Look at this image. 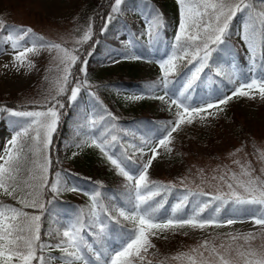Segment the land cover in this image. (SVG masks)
<instances>
[{
  "label": "snow or ice",
  "instance_id": "6c2138e0",
  "mask_svg": "<svg viewBox=\"0 0 264 264\" xmlns=\"http://www.w3.org/2000/svg\"><path fill=\"white\" fill-rule=\"evenodd\" d=\"M122 2L123 0H114L111 13L105 18L102 33L108 30V25L116 18L115 14L121 11ZM175 2L178 6L179 21L174 42L171 44V53L167 58L151 61L158 64L160 76L148 85L146 91L131 94L128 97L131 100H141L150 96L152 99L162 101L169 108L175 106V119L163 127L150 129L143 140L142 147L132 145L140 153L139 157L135 152L129 155L123 144H120V150H115L118 138L116 135H111L109 138L107 130L101 131L98 135L94 134L96 119L90 121L92 127L78 133L85 139L71 145L77 149L84 147L98 149L124 178L127 183L124 185L122 195L124 206L122 207L105 206L99 200L101 191L98 189L85 191L76 184L66 186L61 182V172H54L55 179L51 183L48 179L49 168L53 166L49 153L53 146L54 134L60 126L61 110L65 108V103L60 97L66 96L68 104L74 105L81 89L89 86L87 80L80 77V74L87 76L88 59L82 58L83 53L79 49L70 51L62 49L60 44L44 42L42 37L35 36L31 28H8L0 23V28L8 33L7 40L11 41V48L18 53L13 58L12 67L17 70L25 65L29 68L33 67L27 57L29 53L38 54L41 48L55 49L57 55L54 59L58 60L59 65L62 66V75L57 81L55 95L41 105L42 110L28 111L0 107V113H5L10 118H17L12 120L14 134L9 141V146L0 155V189L7 196L16 199L20 205L19 208L0 206V264H33L34 261L38 264H46V258L43 255L45 249H59L64 257L63 264H136L137 260H144L142 253H147L149 248L153 247L150 237L159 232L182 229L185 226L205 229L236 223L238 218L236 216L221 220L217 215L208 217L201 215L215 201H219L221 206L231 203L233 211L237 213L242 210L241 206H248L246 211L251 214L250 219L255 225L264 228V179L253 176L254 170L250 165H241L239 176L231 173L228 180L232 182L226 181L224 176H221L219 179L226 184L228 192L212 195L211 200L201 203L198 208L194 206L195 210L192 214L179 215L190 196H205L208 195L207 193L189 190L173 206L171 215H161V209L164 208L165 203L163 194L171 192L174 185L157 184L149 180V168L159 154L158 149L165 148L171 152L172 148L169 145L172 143V134L177 132L181 125L191 124L196 117L203 121L206 117L213 116L209 109L216 108L217 112L223 111L224 109L219 106L227 105L234 97L252 98L255 90L259 92L260 98L264 99V71L257 75L253 68L250 69L252 73L250 76H244L237 74L235 66L225 73L222 67L210 64L213 53L227 50L229 38L232 36L233 21L238 14H241L243 20L238 33L239 38L251 54L253 66L257 64V51L260 50L259 60L262 61L260 67L264 69V9L257 11L256 8L257 4L264 5V0H175ZM163 27L161 13L158 9H153L145 24L146 32L139 35H146L151 47L159 42ZM13 33L17 34L16 37ZM92 35L93 30L89 26L77 43H86ZM25 37H29L31 46L21 49L19 41ZM125 43L126 50L123 54L112 52L107 54L109 63H119L121 60H149V57L133 50L136 47L133 41ZM221 45H225V48L222 49ZM93 51L94 46L92 50L87 51V55L91 56ZM184 60H187L189 65L194 64V70L186 77L182 90L177 91L173 88L174 80L170 77L178 71L177 61ZM78 63L80 66L77 72H73V66ZM4 67L7 68L9 65L5 64ZM213 68H215L216 76L227 75L228 83L233 85V90L230 95L224 94L223 89L219 94L214 90L212 96L207 99L201 98L197 104L193 101L191 90L198 86L197 81L203 82L201 74L205 73V69ZM161 92L162 95L159 94ZM89 95L94 96V93L90 92ZM97 102H99L98 98ZM105 119L115 121L116 117L103 108V112L99 114V120ZM79 127L84 129L85 125H79ZM29 153H31V159H29ZM77 154L73 152V156ZM234 163L240 164L239 161ZM26 164H31V167L26 169L27 177L24 178L22 173L25 171ZM261 173H264V168L261 169ZM45 188H49L53 194L61 191H80L91 201V211L87 216L81 212L57 232L56 236H59L57 243L42 242L41 216L24 211L26 208L44 210L45 204L41 202V197ZM157 197L160 199L157 200ZM215 212L218 214L220 207H217ZM120 218L131 222L133 227L126 231H111L110 224L114 222L120 225ZM84 233L93 238V243L85 238ZM56 236L53 238L56 239ZM239 238L232 237L233 240ZM243 239L248 242L254 237L250 233ZM108 241H115L116 246L113 247ZM94 244L99 246V250L94 247ZM201 247L206 248L207 241ZM221 248L224 246L221 245ZM261 248L260 251L252 248L245 251L237 249L236 257L242 260L243 264H264V245ZM230 251L231 249L228 248L221 253L213 248L210 254L218 259L219 264H238L237 260L228 258ZM192 252L198 253V249L194 248ZM199 255V264H211V261L205 259L202 253ZM173 259H187L189 264H198L197 258L189 254L175 256Z\"/></svg>",
  "mask_w": 264,
  "mask_h": 264
},
{
  "label": "trees",
  "instance_id": "16d2710c",
  "mask_svg": "<svg viewBox=\"0 0 264 264\" xmlns=\"http://www.w3.org/2000/svg\"><path fill=\"white\" fill-rule=\"evenodd\" d=\"M113 4L114 0H81L76 18L77 26L74 27L76 31H80L81 35L77 33H74V35L78 40H81L89 26L92 27L93 35L86 43L73 45L72 50L79 49L83 53L82 58H86L89 61L87 76L85 77L83 74H80L81 79H86L89 86L81 89L78 100L74 105L70 106L68 104L66 96L60 97L65 103V108L61 110L60 126L56 134H54L53 146L49 153L53 166L49 168L48 179L51 183V181L55 179L54 172H61V182L66 184V186L76 184L85 191L98 189L101 191V197L99 198L101 203L107 207H111L112 205L122 207L124 206V201L122 199L124 185L127 183L124 178L111 167L108 160L100 162L101 160L98 153L91 147L77 149L71 145L85 139L83 135H79L78 133L92 127L90 121L96 119L97 124L93 129L94 134L98 135L101 131L107 130L109 138L111 135H116L118 138L117 148L115 150H120V144H123L129 155L135 152L136 156L139 157L140 153L137 152L136 148L132 147V145L142 147L143 140L148 135L150 129L154 130L163 127L175 119L173 115L166 112H161L157 115L151 114V110L154 107L153 105L160 101L158 99H152L150 96H146L141 100H131L128 97L131 94L146 91L148 85L156 81L160 76V72L157 69L159 68L158 64L151 61L167 58L171 53V44L174 42V37L178 30L179 15L175 0H123L121 11L115 14L116 18L108 25V30L102 33L101 29L105 23V18L111 13ZM256 8L257 11H260L264 9V5L257 4ZM153 9H158L161 13L164 27L160 32L159 42L150 47L148 37L146 35H139L140 33L146 32V30L141 29L136 23L128 20L127 17L124 16V13L132 16L133 19H141L146 22ZM242 20L243 16L238 14L231 27L232 36L229 38L227 50L213 53L210 64L222 67L225 73H227L232 66H235L237 74L244 76H249L248 73L250 69L254 68L256 74L259 75L264 71V69L260 67L262 63V61L259 60L260 50L258 49L257 51V64L253 66L251 65V54L247 47L240 38L238 41L235 39L241 30ZM18 22L22 24V26L18 25ZM0 23H2L1 20ZM24 23L25 22L13 20L11 23L5 21L2 24L8 28H31L35 36L42 37L44 42L52 43L50 40L48 41L46 39L44 34L36 30L32 24ZM121 33L126 35L125 42H134L136 45L133 49L134 51L149 57V60H121L118 68L110 70L107 54L109 52L123 54L126 50V43L120 42L117 38ZM4 35V29L0 28V53L3 51V46L7 42V37ZM16 35L17 34L14 36L16 37ZM137 35H139L138 39H136ZM27 42L31 44L29 37H25L23 40L19 41V43L23 44ZM93 46V54L88 56L87 51L92 50ZM220 47L224 49L225 45H221ZM42 49L47 50L46 48ZM245 51L248 52V58H246L244 54ZM48 61L49 58L44 55H39V58L35 61V65L39 69L37 74L38 87L35 89L39 92L41 90H48L50 93H54L53 87L56 86L55 82L58 80V77L55 76L56 70L48 66ZM146 65H151L155 68V76L142 78L143 68ZM177 65L178 71L170 78L174 80L173 88L179 91L182 90L183 84L186 82V77L194 70V64L189 65L187 64V60H184L177 61ZM79 66V63L73 66L72 71L77 72ZM205 73L207 75H205ZM205 73L201 74L203 82L197 81L198 86H195L194 90H191L193 101L197 104H199L201 98L207 99L212 96L214 90L217 94H219L222 89L224 90V94H228L233 90V85L228 83L227 75L223 77L216 76L215 68L211 70L205 69ZM90 92L94 93V96L89 95ZM159 94L162 95L163 93L161 92ZM97 98L99 102H97ZM42 100L43 101L37 105H25L18 101L7 100L0 96V107H8L14 110L39 111L42 110L41 105L50 99L43 98ZM101 105H103V107H101ZM103 108L110 111L116 117V120H99V114L103 112ZM13 119L17 118H10L5 113H0V130L5 129L8 133L13 135ZM79 125H85V128L81 129ZM236 126L238 127L237 135L239 138H235L238 140H231L230 143H235V145L241 143L240 145H245L244 147H249V145L251 147L249 141V137L251 136L250 134L249 136L246 134L244 125L241 126L237 124ZM210 143L212 144L213 141L211 140ZM65 148L74 150L78 154L75 156H67L63 152ZM176 150L186 152L185 149L179 147H177ZM216 153V150H203L202 155L195 154V157L205 162L207 158H212V154ZM222 153L224 154V152ZM28 155L29 159H31V153ZM172 159L175 161L173 164H177V167L182 166L184 160L181 157H176L174 155ZM28 167H31V164L25 165V171L22 173L24 178L27 177L26 169ZM155 179L156 180H154V178L152 180L150 179V181L157 184L174 185L171 192L163 194L165 203L164 208L161 209V215H171L173 206L177 204L189 190L195 192L203 191L190 186L183 187L178 181H168L169 179L165 178L163 180L159 177H155ZM72 192L81 195L84 200H77L75 197L70 196L69 194ZM203 192L207 193L208 191ZM207 194L210 197L207 198L206 196L208 195L190 196L187 204L183 207L179 215H190L195 210L194 206L198 208L201 203L211 200L213 194L209 192ZM156 199L159 200L160 197ZM49 201H51V203H49ZM41 202L45 204L43 211L34 208H26L24 211L29 214L41 216V240L45 244L57 243L59 239V236H56L57 232L61 231L76 215L83 212L87 216L91 211V201L89 197L80 191H61L58 194H53L49 188H45L41 197ZM2 205L20 207L16 199L9 196L0 197V206ZM217 207H220V212L218 214L215 212ZM241 208L242 210L237 213L233 211V205L231 203L221 206L219 201H215L211 203L201 215L203 217L217 215L221 220H226L233 216L238 217L237 220L240 221L242 219H250L251 214L246 211L247 207L241 206ZM120 220V225L114 222L110 224L111 231H126L133 227L131 223L124 221L123 218H120ZM84 235L90 243H93V238L91 236L87 233H84ZM54 236H56V239L53 238ZM210 239L211 238L204 239L207 241V247L210 245L216 247L217 245H215L213 241H210ZM187 242L186 240H182L181 243L185 244ZM108 243H111L113 247L116 246L115 241H108ZM201 243L204 244V242ZM94 247L99 250L98 245L94 244ZM175 251L177 250H174V252ZM43 255L46 258V264L49 263L47 262L48 256H57L54 249H52V251L45 249ZM58 258L63 262L64 257L58 256ZM155 258L160 260L157 261L160 264H167L170 259L164 252H161V254ZM157 262L154 264H159ZM33 264H38V262L34 261Z\"/></svg>",
  "mask_w": 264,
  "mask_h": 264
},
{
  "label": "rangeland",
  "instance_id": "374dc122",
  "mask_svg": "<svg viewBox=\"0 0 264 264\" xmlns=\"http://www.w3.org/2000/svg\"><path fill=\"white\" fill-rule=\"evenodd\" d=\"M80 5L81 0H0V20L2 23L5 21L11 23V21L17 20L25 22L24 24H32L36 30L44 34L48 41L60 44L62 49L71 51L73 45H78L77 41H79L74 33L81 35L80 31L74 29L77 26L76 18ZM124 16L136 23L140 28H145V23L142 20L133 19L132 16L125 13ZM18 25L22 26L19 22ZM7 35V32H5L4 36L7 37ZM14 35L15 33H13ZM117 38L120 42L124 43L126 35L121 33ZM235 39L238 41L239 36L237 35ZM19 44L21 49L25 46H31L28 42L26 44ZM3 47L4 49L0 53V96L25 105H37L43 101V98L50 99L52 95H55L58 80L55 82L56 86L53 87L54 93H50L48 90H41L42 92H39L35 89L38 87L37 74L39 72L35 61L39 58V55L49 58L48 66L56 70L55 76L58 79L62 75V66L59 65L58 60L54 59L57 55L55 49L44 50L41 48L38 50V54L29 53L27 59L31 61L33 67L29 68L25 65L17 70L11 66L14 56L18 54L11 48V41L7 40ZM244 54L248 58V52L245 51ZM5 64H8L9 67L5 68ZM108 65L110 70H115L119 67V63L108 62ZM157 69L160 72V69ZM251 74L249 72V76ZM153 75H156L155 68L151 65L144 66L142 78H148V76ZM228 94L230 95L231 92ZM153 106L151 110L152 115L166 112L175 117V106L169 108L162 101H158ZM219 107L224 110L217 112L216 108L209 109L213 113V116L206 117L203 121L199 117H196L191 124L185 123L181 125L178 131L172 134V143L169 145L172 151L168 152L165 148L158 149L159 154L153 160V165L149 168V180L153 178L156 180L155 177L162 178L163 180L165 178L169 179L168 181H178L183 187L190 186L216 195L218 192L219 194L228 192L226 184L219 178L224 176L226 181L232 182L228 180V176L231 173H236L239 176L241 165H250L251 169L254 170L253 176H259L261 179H264V173H261V169L264 168V158H262L264 156V99H261L259 92L254 90L252 98L237 96L230 100L227 105H220ZM237 124L244 125L246 134L248 136L250 134L249 141L251 147L249 144V147H244L245 145L242 146L240 145L241 143L239 145L230 143L231 140H238L235 138H239L237 135ZM11 137L12 135L5 129L0 130V155L9 146ZM211 140L213 141L212 144L210 143ZM177 147L185 149L186 152L176 150ZM91 148L98 153L100 162L107 160L98 149ZM203 150H216L217 153L212 154V158H207L205 162H202L200 158L195 157V154L202 155ZM63 152L67 156H73V152L75 151L65 148ZM148 155L150 156L151 153L149 152ZM174 155L184 160L182 166L177 167V164H173L175 162L172 159ZM144 159H147V157H144ZM234 161H239L240 164H236ZM111 167L114 169L112 165ZM213 177H216V179H213ZM182 181L183 183H181ZM69 195L75 197L77 200H84L79 194L72 192ZM6 196L3 190L0 189V197ZM250 233L254 239L245 242L243 237ZM233 236L240 238L233 240ZM206 238H211L210 241H213L217 246L201 247L203 245L201 242H205L204 239ZM150 240L153 247L149 248L147 253H142L144 260H137V264H154L160 261L155 257L159 256L161 252L166 253L170 257L167 264H189L187 259H173V257L183 254L195 256L199 264L200 253L203 254L205 259L210 260L211 264H219L218 259L210 254V250L213 248L218 249L221 253H224L225 249L230 248L231 251L228 253V258L237 260L238 264H243L242 260L236 257V250L245 251L248 248L257 251L262 250L261 246L264 245V228L255 225L251 219H242L241 221L237 220L232 225L220 227L212 226L205 229H194L185 226L182 229L167 230L151 236ZM182 240L188 242L183 244L181 243ZM221 245L224 248H221ZM194 248L198 249V253L192 252ZM48 250L52 251L51 249ZM174 250L177 251L174 252ZM54 251L59 256H63L59 249H55ZM49 257L52 259H47L48 264H63L56 256Z\"/></svg>",
  "mask_w": 264,
  "mask_h": 264
}]
</instances>
